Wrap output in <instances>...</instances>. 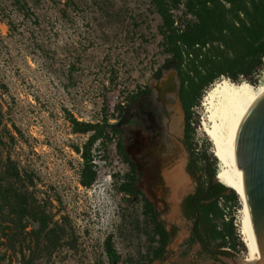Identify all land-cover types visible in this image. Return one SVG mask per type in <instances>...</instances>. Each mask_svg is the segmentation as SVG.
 Returning a JSON list of instances; mask_svg holds the SVG:
<instances>
[{
    "label": "rangeland",
    "instance_id": "rangeland-1",
    "mask_svg": "<svg viewBox=\"0 0 264 264\" xmlns=\"http://www.w3.org/2000/svg\"><path fill=\"white\" fill-rule=\"evenodd\" d=\"M24 2L26 8L21 9L16 0H0V160L20 170L66 233L62 245L42 264H111L104 246L111 234L119 264H126L127 258L137 259L145 252L146 238L137 228L144 220L142 203L123 199L117 189L129 170L117 152L118 137L106 150L95 149L98 178L90 188L83 187V159L75 147H82L89 134L75 133L67 113L89 122L107 116L136 134L128 118L136 106L126 101L138 89L156 85L154 74L166 58L159 45L160 16L152 12L150 0ZM174 13L180 16L182 10ZM261 79L264 82V70ZM207 92L193 116L194 142L200 153L214 149L202 127L208 115ZM152 95L156 97V87ZM170 98L172 108L163 117L161 145L155 153H129L139 165H143L141 157L151 158L150 174L140 170V185L167 229L175 230L166 257L158 264H234L229 257L204 252L190 240L193 221L183 215L182 203L195 192L196 182L186 169L183 113L176 99ZM175 120L177 134L171 129ZM122 138L126 147L127 135ZM178 167L187 185L176 201L169 174ZM239 200L236 207L223 206L225 219L235 217L245 246L237 253L246 258L241 233L244 204ZM8 255L11 259L6 257L0 264H21L17 251Z\"/></svg>",
    "mask_w": 264,
    "mask_h": 264
},
{
    "label": "trees",
    "instance_id": "trees-1",
    "mask_svg": "<svg viewBox=\"0 0 264 264\" xmlns=\"http://www.w3.org/2000/svg\"><path fill=\"white\" fill-rule=\"evenodd\" d=\"M16 1L21 9L26 8L25 0ZM150 6L161 19L159 45L166 56L154 76L160 78L163 69H175L180 79L179 99L185 116L184 142L189 152L186 169L196 182L195 192L183 200V215L193 221L195 231L204 243L241 252L245 246L235 217L231 215L225 219L224 208L238 206L239 195L215 182L221 163L214 156V149L211 153L206 150L200 153L194 142L193 116L205 93L218 81L261 84L264 0H150ZM180 10L181 15L176 16L174 12ZM145 91L150 92L148 87ZM116 108L119 110L121 106ZM67 119L75 133L89 134L82 147H75L83 159L80 172L83 187L90 188L98 178L95 149L106 150L118 137L116 149L129 170L117 189L123 199L142 203L144 220L137 223V228L146 238L145 252L137 259L127 258L126 264L162 262L175 230L167 229L160 212L140 185L142 173L125 150L122 138L125 126L112 123L107 116L102 121L89 122L68 112ZM114 176L119 177V174ZM65 235L30 190L20 170L11 162L0 160V263L6 257L11 259L8 252L17 251L21 264H42L43 259H50L62 245ZM190 240L197 243L193 233ZM104 246L110 263L119 264L120 255L112 234L106 238ZM202 250L212 256L218 255L205 248ZM219 255L229 257L226 253Z\"/></svg>",
    "mask_w": 264,
    "mask_h": 264
},
{
    "label": "water",
    "instance_id": "water-1",
    "mask_svg": "<svg viewBox=\"0 0 264 264\" xmlns=\"http://www.w3.org/2000/svg\"><path fill=\"white\" fill-rule=\"evenodd\" d=\"M162 81L157 82V86L161 89H168V94L176 99L179 109L183 113L185 128V116L179 99L180 79L177 71L171 69L165 72ZM183 145L188 152L187 145ZM232 154L234 165L242 171L243 192L252 230V235L259 252L262 264H264V89L253 100L247 110L244 112L240 120L235 126L232 138ZM143 165H139L147 176L150 174L149 156L141 157ZM163 163L159 165L162 172ZM216 175L215 182H220ZM191 232L194 234L197 244L201 248L214 253H226L234 264H239L243 260L239 253L229 248H217L204 243L197 235L194 225ZM155 261L153 264H158Z\"/></svg>",
    "mask_w": 264,
    "mask_h": 264
},
{
    "label": "bare ground",
    "instance_id": "bare-ground-1",
    "mask_svg": "<svg viewBox=\"0 0 264 264\" xmlns=\"http://www.w3.org/2000/svg\"><path fill=\"white\" fill-rule=\"evenodd\" d=\"M263 89L264 82L258 86H253L247 82L237 84L223 79L212 87L204 99V105L207 107L206 114L208 115L206 119L204 118L205 121H203L202 127L210 137L214 145V154L222 165V169L218 172V178L222 184L233 189L244 204L241 233L244 236L248 255L239 261V264H262V261L252 235L248 217L243 192L242 171L234 165L232 138L236 124ZM171 129L174 134H177V120L173 121ZM169 181L174 189V198L178 201L177 199L186 191L187 185V180L183 177L179 167L169 174Z\"/></svg>",
    "mask_w": 264,
    "mask_h": 264
},
{
    "label": "flooded vegetation",
    "instance_id": "flooded-vegetation-1",
    "mask_svg": "<svg viewBox=\"0 0 264 264\" xmlns=\"http://www.w3.org/2000/svg\"><path fill=\"white\" fill-rule=\"evenodd\" d=\"M171 69H163L162 76L160 78H154L156 85L147 86L150 90L149 94L146 93V87L138 89L127 98L129 105L136 106L133 112H129L128 118L132 124L130 125L134 129L136 134H131L128 127H125V134L127 135V152H135L138 156H142L144 152L155 153L158 146L161 145L160 135L164 132L163 117L168 116L169 109L172 108L171 98L172 94H168V89L159 88L157 82L162 81L165 72ZM156 87L157 95H152V88ZM130 95V94H129ZM137 145V150L134 146ZM132 157V156H131ZM133 158V157H132ZM134 160V159H133ZM137 163V162H136ZM139 168V163H137ZM153 171L158 172L157 163L153 164ZM140 170V168H139Z\"/></svg>",
    "mask_w": 264,
    "mask_h": 264
}]
</instances>
